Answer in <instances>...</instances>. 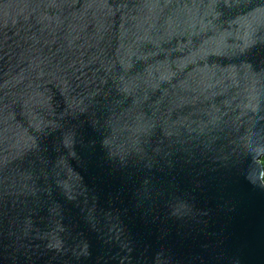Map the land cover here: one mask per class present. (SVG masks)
Wrapping results in <instances>:
<instances>
[{"label": "water", "instance_id": "obj_1", "mask_svg": "<svg viewBox=\"0 0 264 264\" xmlns=\"http://www.w3.org/2000/svg\"><path fill=\"white\" fill-rule=\"evenodd\" d=\"M264 0H0V264H264Z\"/></svg>", "mask_w": 264, "mask_h": 264}, {"label": "trees", "instance_id": "obj_2", "mask_svg": "<svg viewBox=\"0 0 264 264\" xmlns=\"http://www.w3.org/2000/svg\"><path fill=\"white\" fill-rule=\"evenodd\" d=\"M262 163L264 164V159L262 160Z\"/></svg>", "mask_w": 264, "mask_h": 264}, {"label": "rangeland", "instance_id": "obj_3", "mask_svg": "<svg viewBox=\"0 0 264 264\" xmlns=\"http://www.w3.org/2000/svg\"><path fill=\"white\" fill-rule=\"evenodd\" d=\"M263 159H264V158H263ZM263 159H262V160H263ZM262 160H261V162H262ZM262 164H263V163H262ZM263 165H264V164H263Z\"/></svg>", "mask_w": 264, "mask_h": 264}]
</instances>
